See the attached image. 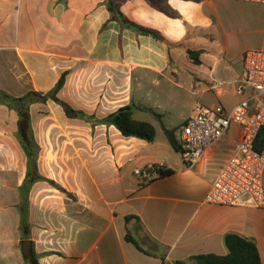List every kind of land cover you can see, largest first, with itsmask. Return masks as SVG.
I'll return each instance as SVG.
<instances>
[{
    "label": "crops",
    "instance_id": "crops-1",
    "mask_svg": "<svg viewBox=\"0 0 264 264\" xmlns=\"http://www.w3.org/2000/svg\"><path fill=\"white\" fill-rule=\"evenodd\" d=\"M239 2L0 0V91L46 94L65 74L57 97L92 118H71L53 100L31 106L40 179L23 197L19 118L0 104V264H28L32 249L39 264H196L194 256H226L229 234L253 241L264 264V206L208 203L216 167L188 168L157 135L148 142L97 122L126 105L134 118L154 112L141 103L146 87L157 109L160 92L175 107L181 92L227 109L242 100L243 57L257 48ZM160 161L174 172L140 184L134 168Z\"/></svg>",
    "mask_w": 264,
    "mask_h": 264
},
{
    "label": "built area",
    "instance_id": "built-area-1",
    "mask_svg": "<svg viewBox=\"0 0 264 264\" xmlns=\"http://www.w3.org/2000/svg\"><path fill=\"white\" fill-rule=\"evenodd\" d=\"M264 4V0H235ZM218 89L217 85L209 90ZM203 92L201 82L192 88ZM242 97L231 109L223 104L206 105L198 100L193 114L179 133L184 163L188 168L200 165L216 167L206 201L215 205L264 206V149H256L257 137L264 129V49L245 52L243 74L235 85ZM237 128V138L233 129ZM168 169L164 161L137 166L133 174L140 184L150 183Z\"/></svg>",
    "mask_w": 264,
    "mask_h": 264
},
{
    "label": "trees",
    "instance_id": "trees-1",
    "mask_svg": "<svg viewBox=\"0 0 264 264\" xmlns=\"http://www.w3.org/2000/svg\"><path fill=\"white\" fill-rule=\"evenodd\" d=\"M138 30L142 33L157 37V34L153 31L145 29ZM189 55L196 62H200V60L195 57L196 55H199V52L189 51ZM65 78L66 75L63 74L56 87L51 92L46 94L32 90L22 96H13L7 92L0 91V104H4L11 110H14L18 114L19 118L17 138L26 153L28 164V173L25 185L21 188V194L23 197H27L30 186L35 181L40 179V176L37 173V161L40 147L34 136V130L31 122V106L35 103H45L48 100H53L54 102L62 105L67 115L71 118H80L86 121H91L92 119L84 112L72 108L70 105L57 97L58 91L65 83ZM153 113L157 117H160V114L156 112ZM97 122L115 126L125 137H136L148 142H153L156 139V127L150 122L136 120L134 118L133 105L123 106ZM164 132L171 147L174 150L181 152V146L175 131L164 128ZM256 149L258 151H263L264 149V135L262 134V131H260L257 137ZM173 172L174 171L172 169H167L162 172L161 177L169 175ZM21 223L22 228L27 226V205L25 206V209L22 208ZM225 244L228 249V254L226 256L203 254L194 256L192 259L196 264H263L258 247L253 241L238 234H229L225 237ZM28 264H39L38 256L33 249L30 258L28 259Z\"/></svg>",
    "mask_w": 264,
    "mask_h": 264
},
{
    "label": "rangeland",
    "instance_id": "rangeland-1",
    "mask_svg": "<svg viewBox=\"0 0 264 264\" xmlns=\"http://www.w3.org/2000/svg\"><path fill=\"white\" fill-rule=\"evenodd\" d=\"M237 9L239 22L253 28L254 34L252 40L254 47L257 49H264V4L242 1L239 2V7ZM149 89L150 87H146L143 91L144 98L142 99L141 103L147 108L154 107V112L161 115L160 117H157L153 113V111L148 109L144 110L141 113H137L135 119L152 123L157 130L158 141H163L165 142V144H168L167 146H169V153L179 158L181 157V153H176V151L172 147H170L168 139L164 132V128L175 131V133L179 136L181 127L185 122L183 119L187 114H189L190 108L192 106L194 107L198 98L194 97L190 93L183 94L181 92L182 96L179 98V104L175 107L174 104H170L166 100V97L163 96V94H161L160 92L162 103L158 104L159 108L157 109V104L154 103L155 100H152V98H150L147 94V90ZM232 101L236 102L238 100L233 98ZM202 102L206 105L212 106L211 103L205 101ZM41 109L45 112V110H48L50 108L44 106ZM36 123L38 126V120H36Z\"/></svg>",
    "mask_w": 264,
    "mask_h": 264
},
{
    "label": "water",
    "instance_id": "water-1",
    "mask_svg": "<svg viewBox=\"0 0 264 264\" xmlns=\"http://www.w3.org/2000/svg\"><path fill=\"white\" fill-rule=\"evenodd\" d=\"M262 134L264 135V129L262 130Z\"/></svg>",
    "mask_w": 264,
    "mask_h": 264
}]
</instances>
